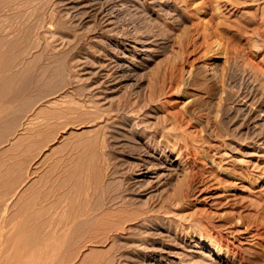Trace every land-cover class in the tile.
Listing matches in <instances>:
<instances>
[{
    "label": "rangeland",
    "instance_id": "obj_1",
    "mask_svg": "<svg viewBox=\"0 0 264 264\" xmlns=\"http://www.w3.org/2000/svg\"><path fill=\"white\" fill-rule=\"evenodd\" d=\"M197 1L0 0V264H264V0Z\"/></svg>",
    "mask_w": 264,
    "mask_h": 264
},
{
    "label": "bare ground",
    "instance_id": "obj_2",
    "mask_svg": "<svg viewBox=\"0 0 264 264\" xmlns=\"http://www.w3.org/2000/svg\"><path fill=\"white\" fill-rule=\"evenodd\" d=\"M67 1H69V0H67ZM112 1V3L113 2H115L116 0H111ZM208 1V0H207ZM228 1V0H227ZM231 1H233V0H231ZM231 1H229L230 2V4H232V3H234V2H231ZM237 1V0H236ZM181 2V1H180ZM180 2H179V4H180ZM194 2H196V0H183V3H184V6L185 7H187L188 5H191L192 3H194ZM198 2V1H197ZM206 1L205 0H199V2L198 3H196V6H195V12L197 13H200V14H206L208 11L205 9V7L206 6H204L206 3H205ZM109 3L110 2H104L101 6H100V8H101V12H100V14H101V17H98L97 18V22L99 23V24H102L103 22H102V19H103V16L104 15H102V12H104V11H106L107 9H108V6H109ZM205 3V4H204ZM250 3V2H249ZM195 4V3H194ZM229 4V3H228ZM193 5V4H192ZM236 5H237V3H236ZM179 6V5H178ZM177 6V7H178ZM181 6V5H180ZM220 6V5H219ZM213 7V6H212ZM262 8V7H261ZM180 9V8H179ZM211 9V8H210ZM263 10V9H262ZM183 11H185V9L183 10ZM187 11V10H186ZM203 11V12H202ZM205 11H207V12H205ZM194 12V13H195ZM169 13V12H168ZM193 13V14H194ZM195 13V14H196ZM212 13V12H211ZM107 14V13H106ZM190 14V13H189ZM207 14H209L210 15V13H207ZM213 14V13H212ZM191 15H192V13H191ZM221 15V14H220ZM88 16V15H87ZM167 16H169V15H167ZM213 16V15H212ZM211 16V17H212ZM185 18V17H184ZM262 19V18H261ZM203 20V19H202ZM204 21V20H203ZM262 22V21H261ZM194 23H195V21H194ZM193 23V24H194ZM263 23V22H262ZM261 24V23H260ZM173 24H171V23H169L168 24V29H167V32H169V31H171L170 29H172V26ZM192 25V24H191ZM196 25V24H195ZM201 25V24H200ZM196 26H198V22H197V25ZM193 27V26H192ZM201 26H199V28H200ZM203 27V26H202ZM197 29H198V27H196ZM195 28V29H196ZM257 28H259V27H257ZM17 29V28H16ZM19 30V29H18ZM193 30V29H192ZM254 30V29H253ZM256 30V29H255ZM199 31H200V29H199ZM198 31V32H199ZM16 32V31H15ZM170 33V32H169ZM188 33V32H187ZM186 34V33H185ZM205 34V33H204ZM16 35L18 36L19 35V33H16ZM15 35V36H16ZM152 35H156V34H154V33H152ZM151 35V36H152ZM158 35V34H157ZM184 35V34H183ZM206 35V34H205ZM203 32H201L200 33V39L201 38H203ZM205 37V36H204ZM19 37H15V41H14V46H15V48L17 49L18 48V46H19V39H18ZM181 39V41H180V49H182V50H185V49H187L188 48V45H190V44H192V43H190V44H188L186 41L187 40H185V39H183V38H180ZM204 39V38H203ZM203 39H202V41H203ZM191 41V40H190ZM200 41V40H199ZM201 43V42H200ZM198 44V43H197ZM196 43L194 44L193 43V45H197ZM216 44V43H215ZM199 45V44H198ZM197 45V46H198ZM197 46H195V47H197ZM178 47H179V44H178ZM193 47V46H192ZM218 48H221V47H218ZM218 50V49H217ZM186 51V50H185ZM219 52V51H218ZM217 53V52H216ZM47 62V61H46ZM69 61H67V59H62V60H52V59H50V60H48V64H56V63H63V64H67ZM170 68H172V67H170ZM169 75V74H168ZM172 76V75H171ZM168 78H170V77H168ZM193 78V77H192ZM172 79V78H171ZM194 79V78H193ZM221 79V78H220ZM198 79H196V83H200V82H198L197 81ZM192 81V80H191ZM204 81H206V80H204ZM172 82V81H171ZM210 85V84H209ZM193 87V86H192ZM205 88V87H204ZM195 89V88H194ZM196 97V96H195ZM195 99V98H194ZM169 114V113H168ZM172 115V114H171ZM174 115V114H173ZM124 116V115H123ZM122 116V117H123ZM123 119V118H122ZM173 120V119H172ZM182 121V120H181ZM177 122V121H176ZM176 122H175V124H176ZM184 122V121H183ZM178 123V122H177ZM181 124V123H180ZM175 126V125H174ZM179 126V125H178ZM176 128H177V125H176ZM181 128V127H180ZM181 129H183V128H181ZM184 130V129H183ZM186 131V130H185ZM188 133V132H187ZM189 134V133H188ZM190 135V134H189ZM190 137H192V136H190ZM183 141H184V139H182ZM193 140V139H192ZM188 141H190V140H188ZM185 142L186 141H184V143L183 144H185ZM219 146V145H218ZM182 153V152H181ZM189 155V154H188ZM193 155V154H192ZM185 157H187V156H185ZM191 157V156H190ZM211 157V156H210ZM198 172V171H197ZM193 173V172H192ZM194 173H196V172H194ZM263 174H261V176L259 177L261 180H260V189L261 190H264V171L262 172ZM189 174V173H188ZM263 175V176H262ZM190 178H192V176H190ZM188 180H189V177H188ZM192 180H193V178H192ZM191 181V180H190ZM114 191V190H113ZM114 192H116V190L114 191ZM114 192H111V194L110 195H108L107 197L108 198H105V199H108L106 202H108V203H114L115 202V199H116V197L114 196ZM118 192V191H117ZM118 197V196H117ZM113 205V204H112ZM263 206H264V204H263ZM108 207V206H107ZM264 210V209H263ZM113 212H116V211H113ZM112 214H114V213H112ZM209 223H210V221H209ZM211 225V224H210ZM213 226V225H212ZM211 227V226H210ZM214 229V228H213ZM216 229V228H215ZM257 230V229H256ZM211 232H212V230H211ZM219 233V232H218ZM258 233V232H257ZM220 234V233H219ZM52 235V234H51ZM51 235H49L48 237H47V240H48V242H50L51 240H52V237H51ZM57 235V234H56ZM53 236V235H52ZM54 237V236H53ZM56 237H58V239H59V235L58 236H56ZM57 239V238H56ZM46 240V241H47ZM52 241H56L55 240V238L52 240ZM51 243V242H50ZM56 243V242H55ZM48 245V244H47ZM51 245H53V243H51ZM55 245V244H54ZM45 246H46V244H45ZM49 246V245H48ZM50 247V246H49ZM47 249V248H46ZM49 249V248H48ZM216 249V248H215ZM226 249V248H225ZM242 249V248H241ZM241 249L240 248H227V251H230L232 254H233V256L234 257H237V258H241L242 260H243V258H242V256H241ZM45 250V249H44ZM248 257V256H247ZM20 258H22V257H20ZM29 258V257H28ZM245 258V257H244ZM26 259V258H25ZM33 259V258H32ZM23 260V259H22ZM22 260L20 261V259H19V261H20V263L22 262ZM29 260V259H28ZM241 260V261H242ZM251 261V260H250ZM245 262V261H244ZM243 263V262H242ZM248 263H249V261H248ZM18 264H19V262H18Z\"/></svg>",
    "mask_w": 264,
    "mask_h": 264
}]
</instances>
